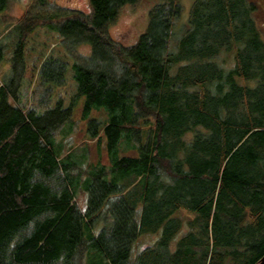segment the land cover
<instances>
[{"label":"trees","instance_id":"obj_1","mask_svg":"<svg viewBox=\"0 0 264 264\" xmlns=\"http://www.w3.org/2000/svg\"><path fill=\"white\" fill-rule=\"evenodd\" d=\"M11 1L0 0V64L11 65L0 84V264L258 263L260 3L192 0L177 26L180 0H157L137 41L123 45L108 28L138 0H87L88 12L30 0L8 22ZM30 35H47L35 76L23 67L36 51ZM81 44L89 55L74 53ZM24 75L31 99L17 101ZM69 84L73 92L59 91ZM82 98L81 119L104 112L88 120L86 138H104L107 164L71 142Z\"/></svg>","mask_w":264,"mask_h":264},{"label":"rangeland","instance_id":"obj_2","mask_svg":"<svg viewBox=\"0 0 264 264\" xmlns=\"http://www.w3.org/2000/svg\"><path fill=\"white\" fill-rule=\"evenodd\" d=\"M49 1H52L61 7L77 9L83 12L89 11L87 0H49ZM156 1L157 0H138L134 4H128V5L123 6L119 10L114 22L108 28V33L110 37L120 42L123 45L134 44L137 41L139 35L145 30L146 25H147V19H148V11ZM191 1L192 0H180L181 5H182V12H181L182 14L179 20L177 21V26H180V25L182 26L185 23ZM255 1L260 3L259 4L260 7H258V9L256 10L255 16L257 19V23L259 25V29L261 30V33L264 36V0H255ZM29 2L30 0H12L6 10V14H5L6 20L8 22L10 21L13 22L14 19L16 18L18 19V17L25 11ZM13 29L14 27L12 24H9V25L4 24V29L2 32L4 33L3 37L7 39L9 42L12 41V39H14L12 38L13 36L12 34H14ZM32 36L30 35L27 37V40H28L27 48L30 47L31 45H34L36 47V51L33 53H37L40 40L46 41L47 35H42L41 37L39 35H34V37ZM49 44L51 45L48 51L52 47L54 46L56 47V45H58L59 42H57V38H55L53 40H50ZM90 51H91V48L89 45L81 44L76 48L74 53L76 55H89ZM8 55L9 54H7V56ZM28 73L29 72H27V74ZM28 77H29L28 75H24V77H22V79L20 80L21 81V91L24 93L25 96L22 95L21 97H19V100L17 101H20V100L22 101V100H25L26 98H28L29 100L31 99L30 91L33 86L27 87ZM60 91L63 93L64 91H66L67 93H71L74 91V89L72 85L69 84L62 89L60 88ZM82 102H83V98L80 101H78L77 105L74 107L73 119L75 120L76 124H75V130H74L71 142L74 143L76 146H81L83 142L85 141L88 145L90 160L94 161L100 155V160L103 163L107 164L108 160H107V156H106L105 148H104V144H105L104 138H102L99 142H97L96 139L86 138V127H87L88 120L91 118L102 119L104 118V112L93 110L90 116L88 117V119H81L80 112H81ZM126 154L133 155L134 152L128 151ZM77 203L80 207H84L86 205V198H83V194L78 195ZM145 241L146 239L141 240V242H145Z\"/></svg>","mask_w":264,"mask_h":264},{"label":"crops","instance_id":"obj_3","mask_svg":"<svg viewBox=\"0 0 264 264\" xmlns=\"http://www.w3.org/2000/svg\"><path fill=\"white\" fill-rule=\"evenodd\" d=\"M33 52H35V51H33ZM33 52H29V54L25 58V61H24V64H23L24 69L27 72H30V73H33V71L35 70V68L38 69L39 66H40V64L42 63V61L45 59L44 56L40 58L37 53H33ZM10 72H11V65H10V63H9V61L7 59V60L3 61L0 64V84H1V82H4L3 81L4 78H6V77L9 76ZM35 75H36V73L34 71V76ZM32 86H34L33 82L31 84H29V87H32ZM26 104H27L26 107H28V104L29 103H26ZM38 109H40V108H38Z\"/></svg>","mask_w":264,"mask_h":264},{"label":"water","instance_id":"obj_4","mask_svg":"<svg viewBox=\"0 0 264 264\" xmlns=\"http://www.w3.org/2000/svg\"><path fill=\"white\" fill-rule=\"evenodd\" d=\"M256 264H264V255L260 258L259 262Z\"/></svg>","mask_w":264,"mask_h":264}]
</instances>
